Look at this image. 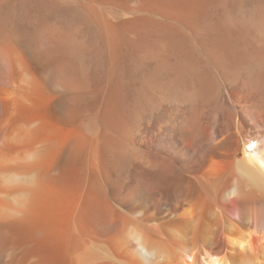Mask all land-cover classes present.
<instances>
[{
    "label": "bare ground",
    "instance_id": "obj_1",
    "mask_svg": "<svg viewBox=\"0 0 264 264\" xmlns=\"http://www.w3.org/2000/svg\"><path fill=\"white\" fill-rule=\"evenodd\" d=\"M263 13L0 0V264H264Z\"/></svg>",
    "mask_w": 264,
    "mask_h": 264
},
{
    "label": "rangeland",
    "instance_id": "obj_2",
    "mask_svg": "<svg viewBox=\"0 0 264 264\" xmlns=\"http://www.w3.org/2000/svg\"><path fill=\"white\" fill-rule=\"evenodd\" d=\"M246 10H248V8L246 9ZM246 13H248V14H251V13H253V11L252 10H249V11H245ZM263 16H264V13H263ZM264 18V17H263Z\"/></svg>",
    "mask_w": 264,
    "mask_h": 264
}]
</instances>
